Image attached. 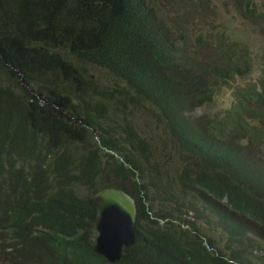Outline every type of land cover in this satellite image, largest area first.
I'll use <instances>...</instances> for the list:
<instances>
[{
    "label": "trees",
    "instance_id": "trees-1",
    "mask_svg": "<svg viewBox=\"0 0 264 264\" xmlns=\"http://www.w3.org/2000/svg\"><path fill=\"white\" fill-rule=\"evenodd\" d=\"M146 105L196 161L166 180L108 123ZM109 187L138 207L117 264H264V0H0V264H112L93 251Z\"/></svg>",
    "mask_w": 264,
    "mask_h": 264
},
{
    "label": "rangeland",
    "instance_id": "rangeland-1",
    "mask_svg": "<svg viewBox=\"0 0 264 264\" xmlns=\"http://www.w3.org/2000/svg\"><path fill=\"white\" fill-rule=\"evenodd\" d=\"M233 37L239 41H247L251 38L248 32L241 30L234 32ZM257 42V39H252L247 45L252 49H257ZM244 86L245 85H242V87ZM234 89H226L212 104V107L218 111L228 107L234 99ZM197 114H199V112ZM109 115L108 123L116 127L119 137L127 130L126 123L130 122L136 127L141 136L148 139L153 144L152 149L155 151L153 154V164L154 167L158 169L157 173L161 174L162 179L166 180L168 174L177 176L182 172L181 169L183 170V165L195 164V159L193 157H188L171 135L166 137V141L160 142L158 131L164 129V125L154 108L142 106L136 108V110L131 109L125 113L113 107ZM180 161L183 163L179 166ZM203 226L208 228L206 223H203ZM224 242L225 240L223 239L220 244L225 246ZM262 244L264 246V242Z\"/></svg>",
    "mask_w": 264,
    "mask_h": 264
},
{
    "label": "water",
    "instance_id": "water-1",
    "mask_svg": "<svg viewBox=\"0 0 264 264\" xmlns=\"http://www.w3.org/2000/svg\"><path fill=\"white\" fill-rule=\"evenodd\" d=\"M95 200L97 216L93 251L117 264L123 259L125 250L134 248L139 241L137 203L116 187L99 191Z\"/></svg>",
    "mask_w": 264,
    "mask_h": 264
},
{
    "label": "clouds",
    "instance_id": "clouds-1",
    "mask_svg": "<svg viewBox=\"0 0 264 264\" xmlns=\"http://www.w3.org/2000/svg\"><path fill=\"white\" fill-rule=\"evenodd\" d=\"M233 96H234V94H233ZM219 98V97H218ZM217 98V99H218ZM216 99V100H217ZM215 100V101H216ZM214 101V102H215ZM213 102V103H214ZM232 103H230V105L228 106V107H226V108H229V107H231V105L234 103V99H233V101H231ZM213 103H211V104H208V105H206V106H204V107H196L195 105H193L191 102H185L182 106H180V108H181V110H182V113H183V115L188 119V118H191L192 120H194V121H197V122H199L200 121V119L204 116V115H208V116H210V115H213V114H215L216 112H218V110H215L213 107H212V104ZM146 107H149V108H152L150 105H146ZM225 109V108H224ZM223 110V109H222ZM220 111V110H219ZM199 112V114H197ZM81 122V121H80ZM109 124H111V123H109ZM206 124H209V123H206ZM112 125V124H111ZM113 126V125H112ZM115 127V126H114ZM116 128V127H115ZM117 130V129H116ZM89 134V133H88ZM117 134H118V131H117ZM213 137H214V140L213 141H211L210 143H212L213 145L212 146H210V147H208V152H209V155L210 156H208L207 157V159H206V162H205V164L207 163V162H212V160L214 161V159H215V157L217 156H220V155H223L224 156V153H222V152H220V149H218L217 148V145H218V142H219V136H217V135H213ZM96 140H97V142L100 144V139L97 137L96 138ZM183 147V146H182ZM181 147V148H182ZM184 148V147H183ZM182 148V149H183ZM185 150V151H184ZM184 152L186 153H188V151L184 148ZM213 153L215 154V155H213ZM191 154V153H190ZM203 171H205V170H203ZM205 172H207V171H205ZM119 189V188H118ZM123 191V190H122ZM128 194V193H127ZM131 196V195H130Z\"/></svg>",
    "mask_w": 264,
    "mask_h": 264
}]
</instances>
